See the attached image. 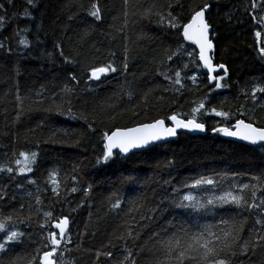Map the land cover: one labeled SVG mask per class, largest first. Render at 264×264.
I'll use <instances>...</instances> for the list:
<instances>
[{"label":"trees","instance_id":"16d2710c","mask_svg":"<svg viewBox=\"0 0 264 264\" xmlns=\"http://www.w3.org/2000/svg\"><path fill=\"white\" fill-rule=\"evenodd\" d=\"M92 2L34 0L35 6L30 7L26 0H0L4 4L0 43L5 45L0 49V165L14 169L12 173L0 171V218L11 215L15 222L11 230L23 233L0 252V264H27L37 255L35 249L42 247V237L49 230L40 227L45 223L43 212L48 210L55 217H69L71 243H64L57 257L62 264H119L126 248L133 252L136 264H154L160 255L158 241L168 239L181 227L197 231L214 226L216 230L221 220L230 221L238 214L247 219L243 234L247 238V229L259 218L260 209L207 205L206 201L241 184L257 183L255 177L264 184V146L236 142L212 131L248 117L264 126V93L257 92L256 101L251 96L253 88L264 87V58L254 35L264 25L258 28L252 19L253 15L264 16V0H255L254 10L253 0H99V21L88 15ZM205 2L211 5L207 19L216 44L213 58L227 69L221 81L226 86L215 88L197 57L184 54L167 62L173 70L189 65L182 71L184 87L176 92L156 74L159 62L181 44L187 52L197 50L179 31L166 22L161 24L154 13L167 16L170 11L184 23L189 11ZM149 8L152 15L146 14ZM25 9L30 16L23 15ZM20 30H27V47L18 43ZM56 44L72 63L60 56ZM125 49L127 71L109 73L101 81L88 79L86 69L91 65L111 59L119 67ZM72 74L76 80L71 79ZM217 74L224 76V70ZM65 86L71 92H65ZM200 101H204L206 112L198 114L197 120L205 124L206 135L179 133L174 141L127 158L115 152L109 161L97 164L105 132L172 114L185 118ZM212 108L228 111L230 118L212 114ZM240 112L247 115H238ZM21 151L37 153L31 172L20 174L16 170L15 159ZM53 172L60 184L59 197L52 193ZM200 177L216 183L187 187ZM72 187L78 190L71 192ZM85 189H89L87 195ZM189 193L206 207L172 206ZM36 195L41 196L40 204ZM117 199L121 206L114 209ZM161 201L167 211H149ZM134 202L142 205L139 212L130 211ZM141 215H154V219L141 220ZM29 216L31 219L25 220ZM17 217L25 222L20 223ZM126 227L139 232V238L116 241L114 237ZM3 237L0 232V242ZM110 239L115 248L105 247ZM108 250L113 251V258L101 255L97 260V251ZM233 260L234 264H264V246ZM125 264H131V259Z\"/></svg>","mask_w":264,"mask_h":264},{"label":"snow or ice","instance_id":"6c2138e0","mask_svg":"<svg viewBox=\"0 0 264 264\" xmlns=\"http://www.w3.org/2000/svg\"><path fill=\"white\" fill-rule=\"evenodd\" d=\"M127 2V0H125ZM8 3H12V0H8ZM26 4L30 7H34V0H26ZM171 4L168 5L170 9ZM211 8V5L207 2L197 5L189 11L188 16L185 18L186 22L181 23L178 16H172L169 11L167 16L162 13H154L159 17L161 24L167 23V26L171 29H176L180 32V36L184 41L191 42L198 47V52H187L184 45H178L171 54L166 55L165 60L159 62V66L156 69V74L168 81L174 91L179 92L180 88L184 87V76H182L183 69L189 67L188 64H184L182 68L175 70L169 68L168 63L173 61L174 58L179 59L180 56L186 54L189 57L196 56L198 62H202L203 68L207 69V80L209 82L215 81V88H221L226 85H222L221 81L227 76V69L224 64H213L212 57L209 55L212 52L214 45L210 38V31L212 25L206 19V12ZM257 4L253 0L251 9H256ZM4 9V4L0 3V10ZM147 15H152V9H146ZM23 15L25 17L30 16V12L25 9ZM88 15L94 17L97 21L102 19L101 7L99 6V0H93L90 8L88 9ZM71 18V17H70ZM252 19L256 21L258 28L264 25V16L257 18L255 15ZM4 22V16H0V26ZM27 30H20L17 33L19 37V45L27 47L29 40L24 35ZM256 38V44L258 51L262 58H264V29L257 30L254 33ZM5 45L0 43V49L4 48ZM55 47L59 49V54L64 57V52L60 44H56ZM11 51V49H9ZM109 56L114 57L115 53H109ZM67 63H72L67 57H64ZM196 62V61H193ZM127 49H125L123 63L117 67L115 61L107 60L104 63H98L87 67L86 71L88 79L93 81H101L102 77H106L109 73H116L119 70L127 71ZM218 70H224V76H220ZM189 79H195V77H188ZM72 80H76L75 74L71 75ZM179 86V87H177ZM168 89H165L167 91ZM65 92H71V89L65 86ZM257 92L264 93V87L253 88L251 96L253 101L257 100ZM131 96V93H128ZM17 100H20L17 95ZM147 100V94H145V101ZM70 103V101H69ZM59 108V106H57ZM51 110V109H49ZM68 113H71L69 108ZM205 103L200 101L198 106L193 107L190 116L186 115L185 118H181L177 114H172L166 118L154 119L148 123H141L136 127L129 128H115L110 132L103 134L104 146L103 153L97 157V164L106 163L113 155L114 149H118L120 153H129L132 149L145 148L156 141L166 139L168 137H174L177 134L178 129H189V130H205V124L198 122L197 115L205 113ZM212 114L218 117H223L225 120L230 118L228 111H217L216 108L210 110ZM61 114H64L61 112ZM207 114V113H206ZM238 115L246 116L244 112L238 113ZM87 119V117H83ZM114 118V117H113ZM166 120L172 122V126L166 125ZM91 127V125H89ZM212 131L215 133H222L227 137H237L243 141H247L250 144L264 145V126H258L257 122L248 117L247 122L245 119H235L234 123L226 124L225 126L213 127ZM36 152H24L19 153V158L15 159L16 170L23 174L25 172L32 171V165L36 162ZM0 171H7L12 173L13 167L0 165ZM56 172L50 174V182L53 185V195L59 197V181L56 179ZM259 177H255L254 180L257 183L253 184H241L233 190L224 192V194L213 197L206 201L207 205H214L216 203L232 204L237 208H246L255 211L260 209L259 218L255 219L253 224L248 227L247 238L243 235L246 230L247 219L239 218V214L236 218L229 220H221L220 226H215L216 230H213L214 226H204L197 231L191 229L180 228L178 232L173 233L171 237L165 240L158 241L159 256L155 259L154 264H234L233 257H239L242 254L248 253L249 251H255L258 247L264 246V184L260 183ZM72 180H76V176H72ZM30 183H33L30 181ZM216 181L212 178L200 177L195 179L191 185H187L189 188H199L202 185H213ZM78 189L72 187L71 192H76ZM89 189H85V195ZM258 193L260 195L258 196ZM2 199V197H0ZM36 203H41V196L36 195ZM165 202L161 201L156 207L149 209L153 214L163 213L167 211L164 206ZM205 203H201L191 193L183 195L179 201H173L172 206L181 209H194L198 210L206 207ZM121 206L119 199L112 204V208L118 209ZM24 205H21L23 208ZM142 205L134 202V208L130 211H140ZM39 211V210H38ZM75 211V209H72ZM43 217L45 223L41 224L40 227L44 229L49 227L47 235L42 237V247H37L35 252L37 255H32L27 264H62V261L58 260L57 257L60 255V249L62 243H71L69 235V217L61 216L55 217L52 210L44 211ZM31 217H26L25 220H30ZM141 220H152L154 215H141ZM19 220V217H17ZM20 223H24V220H19ZM15 222L11 215L0 218V232L4 233L2 238L3 242H0V252L4 251L8 244L12 241L18 240L23 233L18 230H11V226ZM127 224V222H125ZM143 227V225H141ZM156 235L155 233L153 234ZM139 238V232H134L131 227H126V231L114 237L116 241H127L136 240ZM46 241V242H45ZM105 247L115 248L110 239L108 245ZM126 255L119 264H125L126 261L131 259V264H136L133 258V252L131 249L126 248ZM103 255L108 258H113V251L108 250L104 252L97 251V260Z\"/></svg>","mask_w":264,"mask_h":264},{"label":"water","instance_id":"95a60500","mask_svg":"<svg viewBox=\"0 0 264 264\" xmlns=\"http://www.w3.org/2000/svg\"><path fill=\"white\" fill-rule=\"evenodd\" d=\"M208 12H209V11H208ZM208 12H206V19H207V13H208ZM207 20H208V19H207ZM210 38H211L212 41H213L214 48H213L212 52L209 53V55L212 57L213 64L216 65L215 60H214V58H213V54H214L215 51H216V44H215V42H214V40H213V29L210 31ZM186 43L192 45V46L197 50V52H198V47H197L196 45L192 44L191 42H187V41H186ZM200 64H201V66H202V62H200ZM202 68H203V66H202ZM203 69L207 72V69H205V68H203ZM221 71H222V70H218V72H221ZM216 74H217V73H216ZM211 84H212V85H215V81L211 82ZM246 122H247V121H246ZM147 123H148V122H147ZM138 125H139V124H138ZM138 125H135V126H132V127H136V126H138ZM166 125H167V126H172V122H171L170 124H168V123L166 122ZM127 128H129V127H127ZM179 133H189V134H192V135H206V134H207V128H206V126H205V130H204V131H200V130H189V129H178V130H177V134H176V136H174V137H168V138H166V139H163V140H160V141H156V142H154L153 144H151V145H149V146H147V147H145V148L132 149V150H131L129 153H127V154H125V153H120L118 149H114L113 152H114V153H115V152H119L123 158H127V157H129L131 154H133V153L141 152V151L147 150V149H149V148H151V147H153V146H155V145H157V144H163V143H166V142H169V141H174V140H176V139L178 138ZM232 138H233L234 141H236V142H240V143H243V144H247V145H251V146H264V145H261V144L253 145V144H250V143L247 142V141H243V140H241V139H239V138H237V137H232ZM63 244H64V243H62L61 246H62Z\"/></svg>","mask_w":264,"mask_h":264},{"label":"flooded vegetation","instance_id":"af4514ba","mask_svg":"<svg viewBox=\"0 0 264 264\" xmlns=\"http://www.w3.org/2000/svg\"><path fill=\"white\" fill-rule=\"evenodd\" d=\"M214 35V34H213ZM223 71V70H222Z\"/></svg>","mask_w":264,"mask_h":264}]
</instances>
